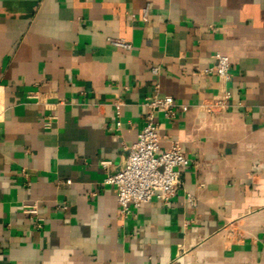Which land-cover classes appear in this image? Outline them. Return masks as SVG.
I'll use <instances>...</instances> for the list:
<instances>
[{"label":"crops","instance_id":"obj_1","mask_svg":"<svg viewBox=\"0 0 264 264\" xmlns=\"http://www.w3.org/2000/svg\"><path fill=\"white\" fill-rule=\"evenodd\" d=\"M155 94L189 106L154 117L190 163L123 218L103 179ZM0 264H264V0H0Z\"/></svg>","mask_w":264,"mask_h":264},{"label":"built area","instance_id":"obj_2","mask_svg":"<svg viewBox=\"0 0 264 264\" xmlns=\"http://www.w3.org/2000/svg\"><path fill=\"white\" fill-rule=\"evenodd\" d=\"M147 14V7L144 9L143 16ZM109 42L124 50H130V42L121 38H109ZM214 64L205 71L214 72L222 81L229 78L230 62L226 55L216 52ZM153 71H156L153 68ZM230 91L224 89L221 94L214 96L207 102L198 105L199 109L211 113L214 111H224L228 107ZM119 102L116 103L118 107ZM144 107V121L142 128L138 131L136 140L123 145L124 159L119 168L112 174L103 179L104 184L114 187L118 204L117 214L123 218L128 217L142 203H146L153 198H159L167 202L178 190L181 185L179 168L186 167L190 160L184 154L179 142L172 141L169 148L162 149L159 145L160 136L158 123L154 113L161 112L165 118L172 119L177 116L178 111L185 112L189 106L184 103L175 102L170 95H153L145 98L142 103ZM121 122L115 121L118 128ZM49 127V122L45 123ZM103 166L109 162L102 161ZM68 183L69 180H66ZM185 199L191 206H195V199L191 193H185ZM24 213L30 214L35 218V226L41 227V218L38 215V208L35 202L24 203L21 206ZM56 209L67 210L66 203H58Z\"/></svg>","mask_w":264,"mask_h":264}]
</instances>
